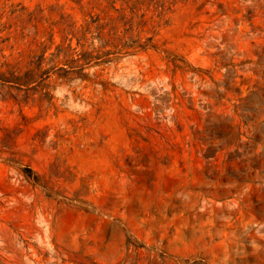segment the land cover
<instances>
[{
	"label": "rangeland",
	"instance_id": "rangeland-1",
	"mask_svg": "<svg viewBox=\"0 0 264 264\" xmlns=\"http://www.w3.org/2000/svg\"><path fill=\"white\" fill-rule=\"evenodd\" d=\"M0 264H264V0H0Z\"/></svg>",
	"mask_w": 264,
	"mask_h": 264
}]
</instances>
